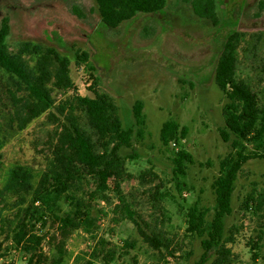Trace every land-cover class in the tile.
Listing matches in <instances>:
<instances>
[{"label": "rangeland", "instance_id": "1", "mask_svg": "<svg viewBox=\"0 0 264 264\" xmlns=\"http://www.w3.org/2000/svg\"><path fill=\"white\" fill-rule=\"evenodd\" d=\"M166 2L162 11L138 14L110 28L100 18L95 0H0V22L5 16L11 24L10 52L26 43L71 61L75 90L52 91L54 105L83 90V69L76 63L87 53L98 90L114 99L123 128L134 131L131 147L117 154L124 168L121 198L137 213V224L123 217L116 195L107 193L106 201L89 198L96 180L83 170L74 194L90 203L94 228L61 236L52 221L45 227L32 223L34 232L45 236L49 264H73L77 256L91 264H196L204 257L202 238L186 232L185 215L199 205L207 209V221L212 220V185L221 174V161L235 154L231 141L225 142L219 132L225 127L227 100L215 84L216 66L226 38L240 33L238 72L255 90L261 88L264 0H217V24L197 16L188 1ZM25 59L28 68H34V55L28 53ZM13 90L11 79L0 70V190L16 164L31 170L36 187L40 164L49 155L47 140L58 126L49 121L48 113L23 129L10 125ZM137 100L143 103V126L136 124L132 112ZM167 122L178 125L177 142L162 141ZM251 149L248 145L247 151ZM183 152L186 160L178 155ZM260 153L243 165L234 184L232 212L224 217L222 233L231 252L226 264H264V220L254 208L264 194L263 150ZM180 165L184 176L176 173ZM17 196L0 197V264L23 263L20 251L5 237L8 222L15 226L21 219ZM31 205L41 210L29 195L24 208ZM68 208L64 205L63 211ZM140 229L159 235L168 249L145 244ZM126 240L135 248L127 249ZM216 258L208 255L205 264Z\"/></svg>", "mask_w": 264, "mask_h": 264}, {"label": "trees", "instance_id": "2", "mask_svg": "<svg viewBox=\"0 0 264 264\" xmlns=\"http://www.w3.org/2000/svg\"><path fill=\"white\" fill-rule=\"evenodd\" d=\"M184 1L191 3L197 16L217 24V0ZM95 2L100 18L110 28H116L138 14L162 11L167 4L166 0ZM10 31V20L4 16L0 22V70L7 74L15 88L11 94L15 111L10 125L16 124L23 129L33 119L48 113L49 121L58 126L47 140L49 155L40 164L41 175L36 187L33 186V173L29 168L16 164L7 172L0 197L6 193L19 195L15 206L19 207L21 219L15 226L8 222L5 237L20 251L22 264H49L43 249L45 236L34 232L32 223H41L45 227L52 221L61 236L79 229L90 232L94 228L90 203L74 194L83 170L96 180V188L89 198L106 201L107 193L116 195L117 208L123 217L136 223L137 213L121 198L124 168L117 154L122 147H131L134 131L123 128L114 99L98 90L96 70L87 53L78 55L82 60L77 59L76 63L77 67L83 69V90L54 105L52 91L75 90L77 79L72 74L71 61L54 51L26 43L12 53L7 44ZM242 39L240 33L226 38L214 76L216 86L227 100L223 107L225 127L219 131L220 136L225 142L231 141L235 154L221 161V174L212 185L216 201L212 220L207 221V209L199 205L190 207L185 215L186 232L202 238L204 257L196 264H205L207 256L213 254L217 258L212 264H226L231 252L222 240V233L224 217L232 212L235 181L243 165L260 157V150L264 152V61L259 67L262 86L255 90L238 72V52ZM28 53H32L36 59L32 69L26 64L25 55ZM142 109L143 103L135 101L132 112L138 126H143L145 122ZM182 131L186 133L185 129ZM178 132L177 124L167 122L162 127L161 139L166 143L172 140L177 142ZM248 145L252 146L250 151H247ZM178 155L183 160L188 158L185 152ZM176 173L184 176V166L180 165ZM29 195L41 210H35L33 205L24 208ZM255 203V211L261 213L264 220V194ZM64 205L69 207L66 211H63ZM139 235L145 244L156 250L162 247L168 249L169 245L159 235L141 229ZM124 244L129 250L135 248L130 240ZM1 252L0 243V258ZM82 259L77 256L73 264H91Z\"/></svg>", "mask_w": 264, "mask_h": 264}, {"label": "built area", "instance_id": "3", "mask_svg": "<svg viewBox=\"0 0 264 264\" xmlns=\"http://www.w3.org/2000/svg\"><path fill=\"white\" fill-rule=\"evenodd\" d=\"M173 146H176V143L175 142L173 143ZM35 205H38V203H35Z\"/></svg>", "mask_w": 264, "mask_h": 264}]
</instances>
